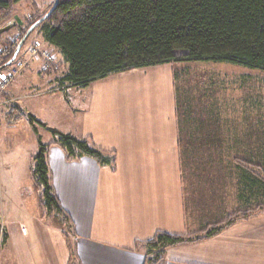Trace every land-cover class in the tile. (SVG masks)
Masks as SVG:
<instances>
[{"label":"crops","instance_id":"1","mask_svg":"<svg viewBox=\"0 0 264 264\" xmlns=\"http://www.w3.org/2000/svg\"><path fill=\"white\" fill-rule=\"evenodd\" d=\"M173 78L171 68L161 64L109 74L72 89L74 135L113 152L114 164L101 165L87 156L70 160L63 149L50 145V183L73 222L70 242L75 255L70 257L63 226L53 214H45L35 195L28 229L0 220L10 250L8 264H144V242L158 231L192 235L260 201L258 191L240 184L241 162L235 161L241 159L264 178V147L260 149L256 130L194 137L177 115ZM65 87L59 83L53 90L62 94ZM190 119L186 116L183 122L190 124ZM199 148L203 162L217 172L196 171L201 169L194 156ZM184 158L193 171L183 168ZM204 175H211L210 181L215 178L216 188L205 184L197 200L193 187L197 180L204 182ZM230 175L233 195L228 200L222 187ZM156 264H264V211L213 236L165 247Z\"/></svg>","mask_w":264,"mask_h":264},{"label":"trees","instance_id":"2","mask_svg":"<svg viewBox=\"0 0 264 264\" xmlns=\"http://www.w3.org/2000/svg\"><path fill=\"white\" fill-rule=\"evenodd\" d=\"M19 1L0 0V26ZM37 27L45 42L65 59L68 70L60 83L68 86H85L109 74L175 61L227 62L264 71V0H58ZM209 115L218 120L217 113L209 110ZM29 121L32 125L36 122L32 115ZM48 129L56 139L50 144L38 142L33 156L34 193L45 214H53L63 226L72 258L73 222L53 192L46 161L48 148L57 145L70 160L87 156L101 165L112 166L115 157L89 138ZM236 160L241 162L240 184L258 191L260 201L192 235L158 231L144 242V264H156L165 247L213 236L237 220L264 211L263 176ZM0 234L4 243L7 236L1 226Z\"/></svg>","mask_w":264,"mask_h":264},{"label":"rangeland","instance_id":"3","mask_svg":"<svg viewBox=\"0 0 264 264\" xmlns=\"http://www.w3.org/2000/svg\"><path fill=\"white\" fill-rule=\"evenodd\" d=\"M51 5L53 0H21L10 8L8 20L17 16L22 24L15 23L11 29L0 33V66L11 59L27 26L39 15L48 12ZM37 43L40 49L46 50L53 56L52 61L31 53V48ZM8 55L10 58L2 63ZM162 64L171 68L174 75L177 115L182 120L181 125H186L183 127L185 131L189 132L190 128L197 138L208 132L218 135L222 133L227 137L233 130L238 133L253 128L258 133L255 136L259 139L260 149L264 147L263 70L217 61H175ZM67 66L60 52L45 44L41 28L37 27L28 35L15 59L0 70L2 73L12 71L15 73L11 83L0 93V169H2L0 220L2 223L8 225L17 223L22 229L29 227L28 212L33 197L37 195V192L34 193L32 178L33 156L38 149L39 141L50 144L56 139L48 127L57 131L63 128V134L76 136L74 134L77 130V111L72 89H76L77 86L63 88L62 94L58 90H53L66 75ZM209 110L213 114H218V121L209 118ZM30 115L36 120L33 125L29 121ZM186 116L192 117L190 120L193 121H190V124L183 122ZM199 150L194 156L196 161H201V169L199 166L200 170L196 171H206L209 174L213 171L217 172L218 170L211 169L213 167L207 162H203L205 161L202 155L203 149L199 148ZM192 155L188 153L189 157ZM230 159L231 157L225 158V162ZM184 163L183 168L187 167L186 170L189 171L188 168L191 169V166L186 163L190 162L184 158ZM210 177L204 175L202 177L204 182L197 180V187H193L196 189L193 198L201 199L197 191L200 192L205 184L210 189L216 188L215 178L210 181ZM219 179L226 180L221 177ZM232 180L233 175L228 176L227 187H224L225 185L222 187L223 190L226 188L225 194L228 200L233 195ZM52 219L55 221L56 217L53 216ZM1 239L0 234V241ZM6 241L7 239L4 243L0 242V264H8L10 260L9 245L5 244Z\"/></svg>","mask_w":264,"mask_h":264},{"label":"water","instance_id":"4","mask_svg":"<svg viewBox=\"0 0 264 264\" xmlns=\"http://www.w3.org/2000/svg\"><path fill=\"white\" fill-rule=\"evenodd\" d=\"M57 1L58 0H53V5L52 7L48 10V12L46 14H44L42 17H40L39 19H37L35 22H33L25 31V33L22 35L21 39L19 40V42L17 43L13 55L11 57V59L5 63L4 65L0 66V70L3 69L6 65L10 64L16 57L18 51L20 50L21 46L23 45L24 41L26 40V38L28 37V35L30 34V32L36 27L38 26L56 7L57 5ZM15 23H18L19 25L22 24V21L17 17L14 16L12 19H9L6 21V23L2 26H0V33L6 32L9 29H11Z\"/></svg>","mask_w":264,"mask_h":264},{"label":"built area","instance_id":"5","mask_svg":"<svg viewBox=\"0 0 264 264\" xmlns=\"http://www.w3.org/2000/svg\"><path fill=\"white\" fill-rule=\"evenodd\" d=\"M31 53L33 55H41L44 59L48 61L53 60V56L48 53L46 50H42L39 47V44H34V46L31 48ZM15 73L12 72H4L0 71V93L6 89V87L11 83Z\"/></svg>","mask_w":264,"mask_h":264}]
</instances>
